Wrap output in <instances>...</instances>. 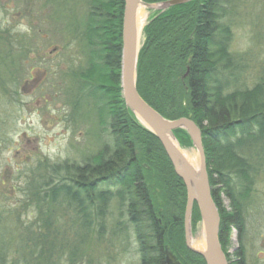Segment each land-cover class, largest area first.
Returning a JSON list of instances; mask_svg holds the SVG:
<instances>
[{
    "label": "trees",
    "instance_id": "trees-1",
    "mask_svg": "<svg viewBox=\"0 0 264 264\" xmlns=\"http://www.w3.org/2000/svg\"><path fill=\"white\" fill-rule=\"evenodd\" d=\"M86 1L85 20L73 33V41L80 43H74L76 49L82 45L86 57L79 66L61 73V81L70 80L61 94L79 104L78 116H84L82 109L89 107L87 116L94 112L106 137L83 165L69 166L66 161L61 165L67 172L73 169L76 177L71 178L70 172L69 178L56 183L42 180V188H51L45 195L36 196V217L27 221V264H47L54 255L67 256L73 262L77 256L75 239L60 227L63 217L55 214L56 205L65 213L75 212L69 229L79 222L80 228L88 230L95 223L99 235L104 234L106 221L112 219V209L116 208L119 213L113 231L117 234L123 230L127 236L128 228H132L139 264H166V249L181 264H205L185 244V185L158 139L144 128L121 96L124 0ZM228 3L191 0L161 13L156 11L143 28L136 88L163 117H186L199 127L211 197L220 216L221 249L228 264H247L244 202L259 171L252 163L257 157L252 156L251 148L264 145V77L241 83L236 54L230 49ZM65 33L70 35L71 28H65ZM173 133L180 146H192L184 129ZM259 151L258 159L262 160L260 153L264 151ZM47 207L52 208V214ZM45 211L49 213L46 219L42 216ZM53 221L58 224H50ZM199 221L194 204L192 231ZM233 230L238 245L231 254L228 249Z\"/></svg>",
    "mask_w": 264,
    "mask_h": 264
},
{
    "label": "rangeland",
    "instance_id": "rangeland-1",
    "mask_svg": "<svg viewBox=\"0 0 264 264\" xmlns=\"http://www.w3.org/2000/svg\"><path fill=\"white\" fill-rule=\"evenodd\" d=\"M226 6L231 7L230 49L236 54L237 73L241 83L256 82L264 77V0H229ZM86 10V0H0V264H27V221L36 217V196L51 188H42V180L56 183L69 178L70 172L71 178L76 177L73 169L67 172L61 165L65 161L69 166L83 165L105 140L94 112L87 116L90 108L84 107L85 115L78 116L79 104L61 94L70 83L61 81V73L79 66L86 57L82 45L76 49L73 41ZM143 11L145 26L155 12L147 7ZM65 28H71L70 35ZM181 148L197 160L193 146ZM251 149L257 157L252 163L259 171L244 202L243 243L247 264H264V159H258L264 145L254 144ZM55 207V214L63 217L60 227L75 239L78 252L73 262L54 255L47 264H139L132 228L127 236L123 230L113 231L116 208L99 235L95 223L88 230L80 228L79 222L69 229L75 212ZM46 210L53 213L51 207ZM48 214L42 216L46 219ZM232 232L231 254L238 245L236 230ZM198 234L203 238L200 221L192 232L193 237Z\"/></svg>",
    "mask_w": 264,
    "mask_h": 264
},
{
    "label": "water",
    "instance_id": "water-1",
    "mask_svg": "<svg viewBox=\"0 0 264 264\" xmlns=\"http://www.w3.org/2000/svg\"><path fill=\"white\" fill-rule=\"evenodd\" d=\"M191 0H166L158 3H146L143 0H124L122 14V45L120 56V87L121 96L126 107L139 122L150 131L163 147L175 174L183 181L186 189V204L184 210V233L186 247L199 254L205 264H228L219 240L220 216L211 197L210 185L206 169V160L201 143L199 127L189 118L181 117L169 120L151 107L138 93L136 74L138 53L141 47L143 25L137 24V9L139 6L158 10L159 13ZM187 72L184 74V76ZM184 129L197 151L195 163L189 161L179 145L173 131ZM196 204L200 214L203 241L202 248L192 246L191 213ZM166 264H181L168 250H165Z\"/></svg>",
    "mask_w": 264,
    "mask_h": 264
},
{
    "label": "bare ground",
    "instance_id": "bare-ground-1",
    "mask_svg": "<svg viewBox=\"0 0 264 264\" xmlns=\"http://www.w3.org/2000/svg\"><path fill=\"white\" fill-rule=\"evenodd\" d=\"M143 8H145V7L139 6L137 9V24H138L139 28L142 27V25L145 23V14H144ZM188 154H189L188 152H185V155L188 157L189 161H191L192 163H195V159L192 158ZM191 243H192L193 247L200 249V248H202L204 241H203L202 236H200V234H198V235L191 238Z\"/></svg>",
    "mask_w": 264,
    "mask_h": 264
}]
</instances>
